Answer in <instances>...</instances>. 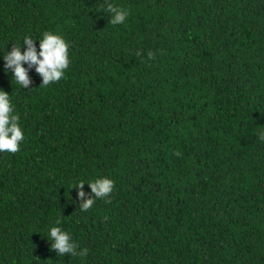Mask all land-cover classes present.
Segmentation results:
<instances>
[{
    "label": "trees",
    "instance_id": "1",
    "mask_svg": "<svg viewBox=\"0 0 264 264\" xmlns=\"http://www.w3.org/2000/svg\"><path fill=\"white\" fill-rule=\"evenodd\" d=\"M45 31L59 81L23 89L0 58L24 132L0 152V264H264V0H0V53ZM52 226L87 254L57 256Z\"/></svg>",
    "mask_w": 264,
    "mask_h": 264
},
{
    "label": "clouds",
    "instance_id": "2",
    "mask_svg": "<svg viewBox=\"0 0 264 264\" xmlns=\"http://www.w3.org/2000/svg\"><path fill=\"white\" fill-rule=\"evenodd\" d=\"M108 11L110 22L113 24L123 23L128 16L127 10L111 4L108 5ZM68 48V43L61 35L45 31L35 39L30 35H25L22 44H15L11 51L5 50L0 53V58L4 61L5 72L10 70L11 78H14L16 84L24 89L32 82L29 71L33 67L41 77L42 85L59 81L65 75V70L70 63ZM22 49L24 50L22 51ZM10 96L0 89V152L15 153L19 150L20 142L24 139V132L19 123V116L15 114ZM85 184L90 188V193L84 191ZM76 188L78 189L76 200L80 201L79 205L82 210H87L96 198L102 199L112 192L113 181L106 177H100L87 183L81 182ZM46 238L50 242L51 250L55 251L57 256L65 254L85 256L87 254L86 248L77 251L78 245L71 234L59 226L50 227Z\"/></svg>",
    "mask_w": 264,
    "mask_h": 264
}]
</instances>
